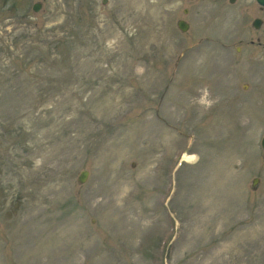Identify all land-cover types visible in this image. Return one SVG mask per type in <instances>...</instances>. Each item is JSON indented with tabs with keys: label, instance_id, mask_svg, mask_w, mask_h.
<instances>
[{
	"label": "rangeland",
	"instance_id": "rangeland-1",
	"mask_svg": "<svg viewBox=\"0 0 264 264\" xmlns=\"http://www.w3.org/2000/svg\"><path fill=\"white\" fill-rule=\"evenodd\" d=\"M235 26L221 0H0V264H264V45Z\"/></svg>",
	"mask_w": 264,
	"mask_h": 264
},
{
	"label": "flooded vegetation",
	"instance_id": "flooded-vegetation-1",
	"mask_svg": "<svg viewBox=\"0 0 264 264\" xmlns=\"http://www.w3.org/2000/svg\"><path fill=\"white\" fill-rule=\"evenodd\" d=\"M233 8L236 16L243 21V27H233L230 29L232 35H242L247 30L253 31L257 36L256 40H251L250 44L255 45V48L261 47L264 45L262 42L264 39V3L259 0H221V14L227 15L229 13V9ZM244 25H246L244 27ZM250 26L249 28H247ZM255 41L258 43L256 44ZM240 47V46H238ZM236 48L238 51V55H242V51L246 50L243 48ZM242 50V51H240ZM263 51V50H262ZM256 52L251 54L256 61L260 59ZM258 70V65H253L252 70L256 73ZM261 88L264 89V79L261 81ZM244 90H250V85L245 84ZM256 92V91H253Z\"/></svg>",
	"mask_w": 264,
	"mask_h": 264
},
{
	"label": "water",
	"instance_id": "water-1",
	"mask_svg": "<svg viewBox=\"0 0 264 264\" xmlns=\"http://www.w3.org/2000/svg\"><path fill=\"white\" fill-rule=\"evenodd\" d=\"M259 1L264 3V0H259ZM40 8H41V5H40L39 3L35 4V6H34V10H35V11H39ZM178 26H179V28H180L182 31H187L188 28H189V24H188L186 21H184V20H180V21L178 22ZM262 146H263V148H264V138H263V140H262ZM88 175H89V171H87V170H83V171L80 173L79 177H78V181H79V183H85L86 180H87V178H88ZM258 182H259V179H258V178H254V179H253V182H252V183H253V187H254V188L256 187V185H257Z\"/></svg>",
	"mask_w": 264,
	"mask_h": 264
},
{
	"label": "bare ground",
	"instance_id": "bare-ground-1",
	"mask_svg": "<svg viewBox=\"0 0 264 264\" xmlns=\"http://www.w3.org/2000/svg\"><path fill=\"white\" fill-rule=\"evenodd\" d=\"M182 158L187 162H195L197 160L196 154L183 153Z\"/></svg>",
	"mask_w": 264,
	"mask_h": 264
}]
</instances>
